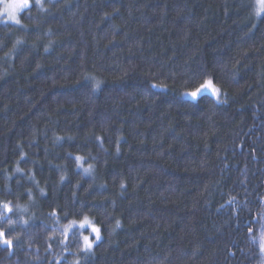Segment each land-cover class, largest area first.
<instances>
[{
	"label": "trees",
	"instance_id": "obj_1",
	"mask_svg": "<svg viewBox=\"0 0 264 264\" xmlns=\"http://www.w3.org/2000/svg\"><path fill=\"white\" fill-rule=\"evenodd\" d=\"M256 12L41 0L1 23L0 264H264ZM208 80L219 100L184 97Z\"/></svg>",
	"mask_w": 264,
	"mask_h": 264
},
{
	"label": "snow or ice",
	"instance_id": "obj_2",
	"mask_svg": "<svg viewBox=\"0 0 264 264\" xmlns=\"http://www.w3.org/2000/svg\"><path fill=\"white\" fill-rule=\"evenodd\" d=\"M36 3H40V0H36ZM30 0H13L12 3H8L5 5L4 7V11L8 14L9 19L14 21L15 23L19 24L20 21L17 18V13L19 12H23L26 9L30 8ZM261 13H264V0H257V12L256 14L259 16ZM210 84V82H209ZM202 87H206V86H202ZM201 91V88L196 89L195 92L190 93L189 95H191L192 97H196L197 94ZM213 94H215V90H213ZM5 209H8L7 205H4ZM10 210V209H8ZM75 223V222H73ZM89 222L87 221V218H85L84 222H82L80 224V227H84L86 224H88ZM92 231L94 233H96V238L99 239V230L96 229L95 227L92 228ZM4 233L0 232V239L3 240V243L6 245H11V240L8 239H4ZM85 243L87 244V246L90 248L91 247V243L88 240V237H85Z\"/></svg>",
	"mask_w": 264,
	"mask_h": 264
},
{
	"label": "rangeland",
	"instance_id": "obj_3",
	"mask_svg": "<svg viewBox=\"0 0 264 264\" xmlns=\"http://www.w3.org/2000/svg\"><path fill=\"white\" fill-rule=\"evenodd\" d=\"M12 2H13V0H0V24L1 23H15L14 21H12V20L9 19L8 14L4 11L5 5L8 4V3H12ZM33 2H36V0H30V5H32ZM40 2H41V0H40ZM21 13L22 12L17 13V18L18 19H19V15ZM209 82H210V84H209ZM213 84L214 83L212 81L208 80L203 85V86H206V87H202L201 91L197 94L196 97H192L191 95H189L190 93L195 92L196 90L195 91H192V92H190L188 94H185L184 97H187V98H189L191 100H196L202 93L207 92L212 97H214L216 100H219V97H217V96L219 95V91L220 90H219V88L215 84L214 85ZM213 90H215V94H213ZM92 228L93 227L91 226V230H92ZM91 230H90V233L92 234L93 231H91ZM98 230H99V228H98ZM94 235H96V233H94ZM100 239H101V235L99 236V239H97L95 242H98Z\"/></svg>",
	"mask_w": 264,
	"mask_h": 264
},
{
	"label": "bare ground",
	"instance_id": "obj_4",
	"mask_svg": "<svg viewBox=\"0 0 264 264\" xmlns=\"http://www.w3.org/2000/svg\"><path fill=\"white\" fill-rule=\"evenodd\" d=\"M9 25V24H8Z\"/></svg>",
	"mask_w": 264,
	"mask_h": 264
}]
</instances>
